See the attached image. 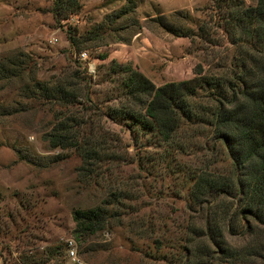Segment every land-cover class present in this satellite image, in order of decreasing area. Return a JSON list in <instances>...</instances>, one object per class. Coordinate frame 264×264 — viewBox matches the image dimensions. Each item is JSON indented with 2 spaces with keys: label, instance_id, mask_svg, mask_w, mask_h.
Instances as JSON below:
<instances>
[{
  "label": "rangeland",
  "instance_id": "374dc122",
  "mask_svg": "<svg viewBox=\"0 0 264 264\" xmlns=\"http://www.w3.org/2000/svg\"><path fill=\"white\" fill-rule=\"evenodd\" d=\"M78 1L79 9L71 11L66 4L56 6L54 0H0V58L18 50L23 52L27 82L32 77L39 81L64 78L80 81L84 87L80 78L87 75L92 99L106 111L123 100L114 80L118 75L110 70L112 59L130 64L159 86L193 77L197 62L204 64L205 71L225 74L239 54V50H233L223 24L218 27L214 22L225 10L219 5L220 0ZM244 2L252 5L255 0ZM131 4L132 11L117 15ZM176 11L189 15V19L183 21L180 17L175 22L183 21L194 29L202 19H208V33L215 45H208L197 36L191 44L188 37L174 36L153 21L159 15L170 16ZM70 37L74 38V45L69 42ZM201 46L209 48L210 68ZM81 51L87 52L85 60L77 58ZM104 54L106 58H101ZM10 88L0 80V264H25L31 255L54 247H60L61 252L56 264H70L63 253L62 238L74 237L73 209L94 205L110 187L128 193L129 197L125 195L119 201L141 207L140 217H153L161 226L167 222L169 231L161 229L156 233L166 244L170 238L181 236L182 227H198L199 216L186 210L192 181L167 169L165 147L156 132L145 130L130 119L114 121L107 116H93L95 128L104 127L108 153L119 159L101 163L97 177L101 186L87 185L84 177L77 174L80 156L73 149H50L43 140V132L53 119L51 103L17 96ZM207 96L208 91L199 90L194 98L201 112L208 109L204 120L214 106ZM79 109L74 108L73 112ZM195 122L184 123L191 136L187 142L192 147L187 153L174 151L176 162L191 168L204 163L205 156L212 161L213 170L228 174V149L214 139L208 123ZM139 144L143 147H136ZM55 156L63 159L55 160ZM228 203L231 208L237 205L235 200ZM113 210L122 213L124 223L129 220L124 209L115 205ZM240 227L235 234L227 235L229 244L240 246L247 241V234ZM128 230L129 227L113 225L110 233L80 241L78 255L89 264H112L106 259L117 264H166L145 258L146 253L161 252L154 250L151 239ZM92 245H102L103 250L96 254L85 252ZM38 256L37 262H43L47 255ZM231 260L207 264H233ZM234 264H264V259Z\"/></svg>",
  "mask_w": 264,
  "mask_h": 264
},
{
  "label": "trees",
  "instance_id": "16d2710c",
  "mask_svg": "<svg viewBox=\"0 0 264 264\" xmlns=\"http://www.w3.org/2000/svg\"><path fill=\"white\" fill-rule=\"evenodd\" d=\"M220 1L219 5L225 10L214 22L218 27L223 24L229 42L234 45L233 50H239L229 71L225 74L211 69L205 71L204 64L197 62L193 77L156 86L130 64L112 59L110 70L118 75L114 80L120 91L118 96L123 100L106 111L92 99L91 81L87 75L80 78L85 82L84 87L80 86V81L64 78L39 81L32 77L27 82L23 52L18 50L14 55L0 58V80L5 81L11 91H16L17 96L51 103L48 109L53 112V119L43 132V140L50 149H73L80 156L77 174L84 177L87 185H99L97 177L101 163L119 159L107 151L103 125L95 128L92 117L97 115L114 121L130 119L143 129L156 132L165 147L163 156L167 157V169L171 168L172 174L182 173L184 180L192 181L186 210L194 212L201 220L196 229L182 227L181 236L176 240L170 238L169 244L156 234L161 229L169 231L167 222L161 218L164 221L161 226V222L157 224L153 217H140L141 207L123 204L120 198L129 197V194L114 187H110L106 196L94 205L73 209V234L77 243L96 234L110 233L108 230L117 225L129 227V233L152 240L154 250L161 252L155 256L145 254V258L153 262L207 264L233 258L234 264L236 261L249 263L264 259V0H255L252 5H247L244 0ZM54 2L56 6L66 4L71 11L79 9L78 0ZM132 6L122 8L117 15L132 11ZM182 13L159 15L153 21L174 36L188 37L191 44L197 36L208 45H215L208 33V19H202L194 29L183 22L189 19V15ZM180 17L183 21L175 22ZM69 42L74 45V38L70 37ZM200 49L210 68L209 48L201 46ZM106 56L104 54L101 58ZM199 90L208 91L207 97L214 102L205 120L202 117L208 109L203 108L201 112L199 103L194 101ZM74 108L81 110L75 113ZM3 109L9 110L8 107ZM192 121L208 123L214 139L228 149L227 157L231 163L228 174L213 170L212 161L205 156V159L202 157L204 163L191 168L176 162L174 151L187 153L192 147L188 143L191 136L184 125L185 122L194 124ZM54 158L59 160L63 156ZM231 200L237 202L233 208L228 205ZM115 205L124 209V215L129 218L127 222H123L122 213L113 210ZM239 227L247 234V241L233 246L226 237L235 234ZM164 247L170 249L164 251ZM59 248L39 252L47 255L43 262H37L40 255L37 253L31 255L25 264L50 261L56 264L61 255ZM101 250L102 245H92L85 252L96 254ZM105 262L117 264L107 259Z\"/></svg>",
  "mask_w": 264,
  "mask_h": 264
},
{
  "label": "built area",
  "instance_id": "2783aa9c",
  "mask_svg": "<svg viewBox=\"0 0 264 264\" xmlns=\"http://www.w3.org/2000/svg\"><path fill=\"white\" fill-rule=\"evenodd\" d=\"M77 58L80 60H85L87 58V52H79ZM62 245L64 251L63 253L67 262L70 264H89L78 255V244L73 236L70 235L62 238Z\"/></svg>",
  "mask_w": 264,
  "mask_h": 264
}]
</instances>
